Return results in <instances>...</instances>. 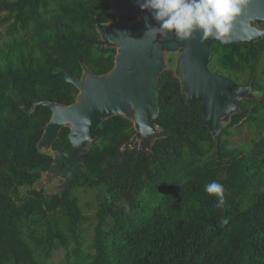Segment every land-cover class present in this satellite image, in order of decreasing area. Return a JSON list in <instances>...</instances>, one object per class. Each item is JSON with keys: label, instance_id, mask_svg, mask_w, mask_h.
Here are the masks:
<instances>
[{"label": "trees", "instance_id": "1", "mask_svg": "<svg viewBox=\"0 0 264 264\" xmlns=\"http://www.w3.org/2000/svg\"><path fill=\"white\" fill-rule=\"evenodd\" d=\"M108 9L109 0H0V264H264L260 43L212 47L215 73L243 76L235 80L263 90L259 99L240 101L218 144L199 124L200 105L187 107L179 80L167 70L154 121L165 137L151 151L122 150L134 129L114 116L98 127L97 145L82 152L85 168L66 189H32L52 164L37 148L51 110L33 104H73L78 90L65 71L81 77V63L97 76L111 71L115 49L91 42ZM243 127L248 143L234 145L232 128ZM68 133L61 129L52 150L69 148ZM212 181L225 188L222 208L204 190ZM79 188L96 191L88 226ZM60 250L63 260L54 263Z\"/></svg>", "mask_w": 264, "mask_h": 264}, {"label": "water", "instance_id": "2", "mask_svg": "<svg viewBox=\"0 0 264 264\" xmlns=\"http://www.w3.org/2000/svg\"><path fill=\"white\" fill-rule=\"evenodd\" d=\"M139 2L109 0V9L102 12L107 22L94 25L98 39L91 42L115 49L111 71L97 76L81 63V77L73 76L70 70L65 71V81L78 90L73 104L61 105L48 100L34 102V107L43 105L51 110L37 148L51 155L52 164L32 189L41 190L39 188L44 181L50 182L57 177L62 179V184L55 193L66 189L85 168L82 152L88 146L97 145V129L111 117L121 116L133 125L134 134L122 150L137 147L139 154L149 152L155 140L165 137L154 126L159 115V78L169 69L165 54L179 53L175 68L170 71L179 80L187 107L193 109L200 105L202 118L199 124L207 128L216 144L225 126L224 120L230 116V122L232 115L240 112L239 102L255 99L253 81L246 86L235 84L211 73L208 64L213 44L217 41L224 46L247 44L251 47L261 39L264 31L255 24L264 21V0H249L229 36L209 38L203 43L199 32L187 41L178 40L174 35L164 39L154 38L151 32L146 33V17L147 23L158 25L150 13L141 11ZM64 127L69 129V148L52 150V144Z\"/></svg>", "mask_w": 264, "mask_h": 264}, {"label": "clouds", "instance_id": "3", "mask_svg": "<svg viewBox=\"0 0 264 264\" xmlns=\"http://www.w3.org/2000/svg\"><path fill=\"white\" fill-rule=\"evenodd\" d=\"M248 3L249 0H140L139 7L157 22L158 26H153L145 18L146 33L151 32L154 38L174 35L187 41L199 32L203 43L209 38L229 36ZM204 190L217 198L216 207L225 206V188L221 183L212 181Z\"/></svg>", "mask_w": 264, "mask_h": 264}, {"label": "rangeland", "instance_id": "4", "mask_svg": "<svg viewBox=\"0 0 264 264\" xmlns=\"http://www.w3.org/2000/svg\"><path fill=\"white\" fill-rule=\"evenodd\" d=\"M128 20H131V19H128ZM2 30H3V28L0 27V31H2ZM178 55H179V53H177V54H165L164 55V60H165L167 69L169 68L168 70L172 71L175 68L176 58ZM259 69L260 70L264 69V55L262 56V59L260 61ZM208 70L213 74H217L214 72V70L211 68V66L209 64H208ZM220 76H222V75H220ZM222 77H224V76H222ZM224 78H227V77H224ZM232 78H227V79L233 81L235 84H238V85H241L240 83L244 79L243 76H240L239 78L234 77V79H232ZM235 79L238 80L240 83L237 82ZM259 79H260V84H262V88L264 89V76H262L260 74ZM262 92H263V90H260V89H258L257 91H253V94L255 96L254 98L259 99ZM229 117H227L224 120L225 122L223 121L225 126L229 123ZM244 126H247V125H244ZM232 131L234 132V134H233L231 140L234 143V145H246L248 143V139H249L250 135H249L246 127H243L240 129L232 128ZM260 131L262 133H264V125H262V127L260 128ZM44 180H45V178H44ZM61 184H62V179L57 177L54 180H51L50 182L44 181L43 186H41L39 189L43 190L47 194L55 193V192H58L59 186ZM25 192H26V189H22V194H24ZM75 192L80 199V205H81L82 211L88 218V224H87V226H88L90 224V222L93 221L94 212L96 211V208H97L96 191H90V190H85V189L79 188V189H76ZM91 235H92V232H91V229H89L88 233H87L86 244H88L90 242ZM64 254H65L64 250L57 251L54 254V256L52 257L51 261H53L54 263H60L63 260Z\"/></svg>", "mask_w": 264, "mask_h": 264}, {"label": "flooded vegetation", "instance_id": "5", "mask_svg": "<svg viewBox=\"0 0 264 264\" xmlns=\"http://www.w3.org/2000/svg\"><path fill=\"white\" fill-rule=\"evenodd\" d=\"M255 25H256V27H257L259 30L264 31V21H261L260 23L255 24ZM217 42H219V41H217ZM215 43H216V42H215ZM215 43H214V44H215ZM256 43H260V44H259V49L262 50V51H264V33L262 34L261 39H259V40H257L256 42H254L253 45L256 44ZM214 44H213V45H214ZM243 45H247V44H243ZM253 45H252V46H253ZM247 46H249V45H247ZM249 47H250V46H249Z\"/></svg>", "mask_w": 264, "mask_h": 264}]
</instances>
